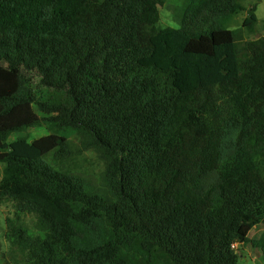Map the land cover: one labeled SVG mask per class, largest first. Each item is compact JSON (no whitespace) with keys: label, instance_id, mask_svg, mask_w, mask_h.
<instances>
[{"label":"trees","instance_id":"16d2710c","mask_svg":"<svg viewBox=\"0 0 264 264\" xmlns=\"http://www.w3.org/2000/svg\"><path fill=\"white\" fill-rule=\"evenodd\" d=\"M247 0H0V203L36 216L33 264H264V38L224 27ZM256 22L250 12L246 24ZM25 73L62 91L38 101ZM103 161L99 184L54 169L57 134L12 133L44 119Z\"/></svg>","mask_w":264,"mask_h":264},{"label":"rangeland","instance_id":"374dc122","mask_svg":"<svg viewBox=\"0 0 264 264\" xmlns=\"http://www.w3.org/2000/svg\"><path fill=\"white\" fill-rule=\"evenodd\" d=\"M242 9L232 17L224 27L228 30H236V44L242 46L250 41L264 38V0H247L239 2ZM180 0H165L163 6L158 7L159 23L158 28H174L178 25L175 22L178 18L175 15L180 12ZM254 12L256 22L250 26H244L250 14ZM26 80L31 86L36 99L44 104L57 105L67 104L66 98L62 91L43 88L39 84V78L35 73H25ZM35 113L44 120L37 126L29 128L19 133H12L8 138V143L17 139L24 138L29 143L47 136L57 134L67 139L69 153L62 159L54 158L53 153L46 158L47 162L56 170L64 173L74 174L91 180L94 184H99L101 175L104 170L103 161L97 154L91 150L83 151L80 149L79 138L72 131L57 130L47 119V115L39 112L34 106ZM3 166L0 164V179L2 177ZM21 229L26 237L43 238L45 233L38 228V222L35 215L17 211L16 205L11 201L0 203V264H33L28 251L21 249L19 236L15 230ZM264 226L259 225L252 229L249 235L250 240L256 239ZM235 251L238 254V264H262L261 259L247 245H235Z\"/></svg>","mask_w":264,"mask_h":264},{"label":"built area","instance_id":"2783aa9c","mask_svg":"<svg viewBox=\"0 0 264 264\" xmlns=\"http://www.w3.org/2000/svg\"><path fill=\"white\" fill-rule=\"evenodd\" d=\"M235 245H236V244H233V245L231 246L234 250H235Z\"/></svg>","mask_w":264,"mask_h":264}]
</instances>
